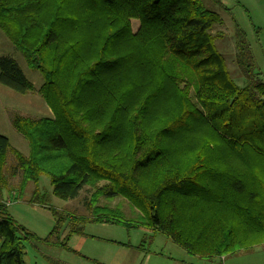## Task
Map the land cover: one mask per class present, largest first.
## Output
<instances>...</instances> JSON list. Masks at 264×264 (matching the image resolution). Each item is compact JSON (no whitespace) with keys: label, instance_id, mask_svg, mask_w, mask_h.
Here are the masks:
<instances>
[{"label":"trees","instance_id":"trees-1","mask_svg":"<svg viewBox=\"0 0 264 264\" xmlns=\"http://www.w3.org/2000/svg\"><path fill=\"white\" fill-rule=\"evenodd\" d=\"M232 21L229 53L228 35L215 30L220 16L202 0H0V30L41 74L52 113H9L27 155L0 134V264H25L23 241L103 264L68 246L87 224L158 233L207 262L264 247V79ZM0 84L34 90L9 56H0ZM41 176L61 200L88 192V215L51 206ZM28 182L27 202L54 218L43 238L5 205L3 193L21 194Z\"/></svg>","mask_w":264,"mask_h":264},{"label":"rangeland","instance_id":"rangeland-1","mask_svg":"<svg viewBox=\"0 0 264 264\" xmlns=\"http://www.w3.org/2000/svg\"><path fill=\"white\" fill-rule=\"evenodd\" d=\"M202 1L206 9L217 13L226 21L225 25L228 30L224 26H220L218 28L216 27L215 30H222L224 31V33H229V35L232 36L233 22H231V20H234L245 31L247 40L252 48L251 51L253 54L256 70L262 74L264 79V0ZM226 6L230 8L227 11L229 12V15L223 13ZM229 16L231 17V20L229 19ZM131 27L132 31L135 32L138 28V21L131 20ZM228 46L229 43L225 42L224 49L227 50ZM229 52L232 53L233 51ZM0 56H9L13 58L17 62L26 79L30 81L34 86L33 91H29L23 94L15 92L9 87L0 84V134L8 139L12 148L18 150L24 155H27L29 152L27 141L11 126L9 113L16 112L21 116H29L33 118L52 117L51 110L38 93V89L43 83V79L39 72L34 71L27 66L22 55L13 47V45L1 30ZM224 59L226 60L227 68L233 78V70L236 68V66L234 64L231 65L232 63L229 55L224 54ZM237 82L241 83V81ZM14 162V156L10 152H8L7 164L10 165ZM19 180L20 176L18 175L14 179H11V185L15 186ZM33 188L34 184L32 182H28L22 190L21 194L19 193V191L15 190L12 191L14 193L4 192L3 196L5 197L7 195L9 197V200H11V203L6 206L8 207V212L13 216L14 220L19 225L36 234L39 238H43L48 234L55 222L50 212L36 205H30L27 202L31 197ZM38 188L40 189L41 193L46 192L48 194L50 205L56 208L59 212L61 211L60 213H63L64 215H67V212L77 214L78 216L88 215L84 203L82 204L84 196L86 197L88 195V192L82 191L77 198L72 200H61L53 194L52 186L46 176H41L39 178ZM13 195H16V197L14 198ZM117 202L118 200H115L111 204L113 205ZM99 204H104V201L101 200ZM123 212L126 218H129L134 214L133 211L126 205H124L123 207ZM65 225L66 223L63 224V229L65 228ZM84 232L87 235L86 237L89 239H94L96 241L110 244L121 243L130 245L131 248L133 247L135 249H139L140 252L142 251L141 254H144L146 251H148L149 254L152 253L150 255L151 257L149 258L150 262L146 260L147 256L141 255V261L144 257L143 264H169V262L172 260H166V257L173 258V256L175 255L177 258H182L185 256L183 254V250L168 241L165 236H162L158 233H153L145 229L128 230L122 226L117 225L87 224L85 226ZM89 236L93 237L91 238ZM99 238L105 239L108 242L105 240H99ZM143 239L145 240L143 248H138L137 246ZM23 246V260L25 264H50L44 259L42 254L50 256L57 260H67V258L76 259V257L80 258L79 256H76L60 248L45 247L33 241H23ZM251 250L239 251L236 254L232 255V257L235 256L238 259L247 256L251 257V253H249V251ZM154 254L162 256H155ZM189 257L191 258V256ZM80 259L87 264H95L94 262L88 261L86 259ZM195 259L200 260L197 258ZM200 261H203L202 263L207 262L204 260ZM238 261L239 260H236L235 262ZM77 263L85 264L80 262Z\"/></svg>","mask_w":264,"mask_h":264},{"label":"crops","instance_id":"crops-1","mask_svg":"<svg viewBox=\"0 0 264 264\" xmlns=\"http://www.w3.org/2000/svg\"><path fill=\"white\" fill-rule=\"evenodd\" d=\"M228 9H230V8L226 6L223 13L226 15H229V12H227ZM220 18H221V24L219 26L226 27V25H225L226 21L224 20L223 17L220 16ZM229 19L231 20L230 16H229ZM231 22H233V21L231 20ZM227 30H228V28H227ZM224 34L228 35L226 37L227 42L232 44L233 39L231 38V35H229V33H224ZM222 48L224 49V44L222 45ZM232 48L234 49L233 44L229 45V47L227 48V51L228 52L234 51ZM12 193H14V192H12ZM13 197L15 198L16 195H13ZM5 198L9 199V197L7 195L5 196ZM7 210H8V207H7ZM65 228H66V226H65ZM65 228L63 229V231L61 233L62 238L65 236V234L67 232V229H65ZM90 235H92V234H90ZM100 239H102V238H100ZM68 246L71 249L77 250L80 253H82L83 255H85L91 259H95V260H97L103 264H143L144 263V257L141 261V255L147 256L146 260L148 262H150L149 258L151 257L150 255L152 254V253L149 254L148 251H146L144 254H141L142 251L140 252L139 249H135L133 247L131 248V247H126V246H122V245H118V244L116 245V244L104 243V242L96 241L94 239H89L86 236L84 237V236H78V235H73L70 237V239L68 241ZM249 253H251V257L247 256V257H241L238 259L235 256H233V257L228 256V257L215 259V260H212L210 262L202 263L203 261L196 260L195 258H192V257L190 258L189 255H187L183 251V254L185 255L184 257L177 258L174 255L173 258L172 257H166V260H170V259L172 260L169 262V264H233V263H235V264H250V263L264 264V247H256L253 250L249 251ZM147 254H149V255H147ZM154 255L155 256H162V255H157V254H154ZM236 260H239V261L235 262ZM60 261L66 263V264H78L77 262L87 264L86 262H84L83 260H81L78 257H76V259L67 258V260H60ZM140 261H141V263H140ZM152 262H156V261H152Z\"/></svg>","mask_w":264,"mask_h":264},{"label":"built area","instance_id":"built-area-1","mask_svg":"<svg viewBox=\"0 0 264 264\" xmlns=\"http://www.w3.org/2000/svg\"><path fill=\"white\" fill-rule=\"evenodd\" d=\"M5 203H6L5 205L8 206L11 203V201L9 199H7V200H5Z\"/></svg>","mask_w":264,"mask_h":264}]
</instances>
